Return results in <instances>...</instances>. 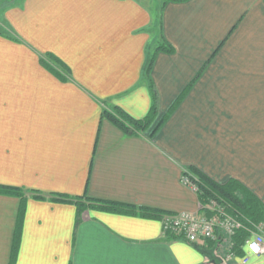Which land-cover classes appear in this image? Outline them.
Instances as JSON below:
<instances>
[{"label": "crops", "instance_id": "1", "mask_svg": "<svg viewBox=\"0 0 264 264\" xmlns=\"http://www.w3.org/2000/svg\"><path fill=\"white\" fill-rule=\"evenodd\" d=\"M159 16L173 51L146 76ZM0 26V185L26 191L0 192V264H221L212 241L166 234L161 217L50 194L199 211L193 170L264 205V0H170L156 19L143 0H21ZM150 79L157 118L129 134L104 110L147 116ZM236 252L230 264L264 261Z\"/></svg>", "mask_w": 264, "mask_h": 264}, {"label": "trees", "instance_id": "2", "mask_svg": "<svg viewBox=\"0 0 264 264\" xmlns=\"http://www.w3.org/2000/svg\"><path fill=\"white\" fill-rule=\"evenodd\" d=\"M170 1L165 0L163 3ZM181 1V0H174ZM21 2V0L19 1ZM163 4V5H164ZM161 6V8L163 7ZM157 32L159 37L156 41L150 43L147 49V60L144 66V74L150 75L157 53L161 51L172 52L173 46L165 38L162 31V19L159 16L157 22ZM150 90L152 93V104L150 111L147 116L142 119H136L130 116L128 113L123 111L119 107H114L113 110H104V114L118 127L129 134L142 133L148 130L155 122L158 114V100L157 91L154 87L152 80L150 79ZM184 93L180 95L165 115L153 126L150 132V137H154L157 131L163 126L165 121L169 118L171 113L176 109L178 104L181 102ZM184 174H189L195 179L198 185V198L202 205L208 203L211 199H216L220 203L226 205L227 211L232 215L236 216L243 223L248 224V221L253 223L263 222L264 219V205L262 202L242 183L235 179H230L225 183H219L208 178L206 175L191 170L190 172L184 171ZM0 192L7 194H14L18 196H24L25 190L19 187L4 186L0 185ZM33 196L37 198H43L44 194L40 192H33ZM50 197L56 201H62L65 203L76 204L78 208L84 210L85 207L92 206L101 209H106L114 212H132L139 210L144 216L150 217H161L168 212L162 213L156 209L149 207L137 208L134 205L125 204L113 200H103L84 196L80 198H72L61 194H50ZM23 212V210H22ZM211 214V213H208ZM247 232L242 228L238 231L235 241L236 245L240 246L241 242L244 241ZM15 249V246H14Z\"/></svg>", "mask_w": 264, "mask_h": 264}, {"label": "built area", "instance_id": "3", "mask_svg": "<svg viewBox=\"0 0 264 264\" xmlns=\"http://www.w3.org/2000/svg\"><path fill=\"white\" fill-rule=\"evenodd\" d=\"M182 181L198 193V185L189 174H183ZM161 221L166 234L184 238L196 245L212 241L215 245L214 257L221 264H230L231 260L237 258L235 237L242 228L247 232L239 246L245 251L242 263H248L253 256L264 254V223L248 221L245 224L229 213L224 203L216 199H211L205 205L200 203L199 211L165 213Z\"/></svg>", "mask_w": 264, "mask_h": 264}, {"label": "rangeland", "instance_id": "4", "mask_svg": "<svg viewBox=\"0 0 264 264\" xmlns=\"http://www.w3.org/2000/svg\"><path fill=\"white\" fill-rule=\"evenodd\" d=\"M19 1L20 0H0V14L3 11V8H5L11 4H14V3H19ZM143 1L147 4H150L151 9H152V13L154 14V19H156V16L160 12L161 6H162L164 0H143ZM2 29H3V27L0 26V30H2ZM153 34H154V36L157 34L156 27H155Z\"/></svg>", "mask_w": 264, "mask_h": 264}]
</instances>
